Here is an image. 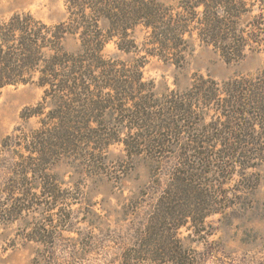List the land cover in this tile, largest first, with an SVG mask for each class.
<instances>
[{
  "label": "trees",
  "instance_id": "16d2710c",
  "mask_svg": "<svg viewBox=\"0 0 264 264\" xmlns=\"http://www.w3.org/2000/svg\"><path fill=\"white\" fill-rule=\"evenodd\" d=\"M65 8L53 23L28 10L0 17V94L42 88L0 142V169H9L0 221L22 218L23 239L48 245L70 230L78 203L93 234L114 208V196L94 200L97 187L117 189L133 173L139 181L142 165L139 191L114 197L132 229L112 264H190L191 241L212 233L210 217L232 221L253 205L264 166V66L221 80L195 72L187 87L165 92L143 68L152 57L184 68L193 40L228 62L264 53V0H65ZM70 36L76 51L65 47ZM110 42L122 58L105 53Z\"/></svg>",
  "mask_w": 264,
  "mask_h": 264
},
{
  "label": "rangeland",
  "instance_id": "374dc122",
  "mask_svg": "<svg viewBox=\"0 0 264 264\" xmlns=\"http://www.w3.org/2000/svg\"><path fill=\"white\" fill-rule=\"evenodd\" d=\"M16 10L31 11L49 23L57 22L66 16L65 0H0V17ZM78 46L79 41L73 36L65 42V47L70 51H76ZM192 49L184 68L176 67L157 57L150 58L143 68L145 78L153 80L159 92H165L175 89V82H178L181 89L187 87L195 72L208 73L221 80L238 74L254 75L264 66L263 52H248L242 60L228 62L211 45L200 43L198 40H193ZM104 51L108 55L118 54L121 58L124 56L115 49L113 42L106 44ZM41 95L42 88L33 83L8 86L2 91L0 142L15 126L22 123L21 111L26 106L35 104ZM35 125V118L27 123V127ZM7 168L5 166L0 169V202L6 196L4 185L9 174ZM137 169L139 181H146L148 176L145 167L139 165ZM256 173L259 176V184L253 205L245 213V217H237L232 221L219 219L217 215L210 217L207 229L212 233L207 237V241H191L193 249L190 264H264V166L257 169ZM133 176L124 180L117 189L103 183L97 187L103 193H98L94 200H100L103 194L125 197L137 193L141 187ZM65 178L69 179L68 176ZM114 197V208L110 210L107 228L95 229L93 234H90L89 226L80 222L83 210L78 208L79 204L76 203L73 205L75 210L72 212L73 223L69 227L70 230L57 234L48 245L23 239L25 221L22 218L10 222L0 221V264H112L124 246L123 236L132 229V220L127 219L126 210L122 209L123 199ZM47 219L50 220V217ZM34 222L35 219L31 218L29 224L34 225ZM188 233L189 230L181 231V235L185 237ZM192 237L186 238L185 242L192 240ZM81 240L86 243L84 246L79 243Z\"/></svg>",
  "mask_w": 264,
  "mask_h": 264
}]
</instances>
